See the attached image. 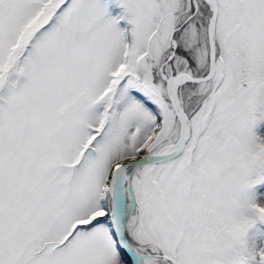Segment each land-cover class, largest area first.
Returning a JSON list of instances; mask_svg holds the SVG:
<instances>
[{
    "label": "snow or ice",
    "instance_id": "obj_1",
    "mask_svg": "<svg viewBox=\"0 0 264 264\" xmlns=\"http://www.w3.org/2000/svg\"><path fill=\"white\" fill-rule=\"evenodd\" d=\"M0 264H264V0H0Z\"/></svg>",
    "mask_w": 264,
    "mask_h": 264
}]
</instances>
